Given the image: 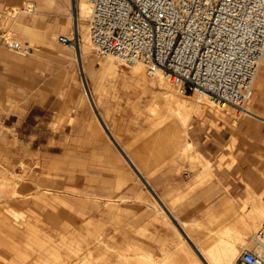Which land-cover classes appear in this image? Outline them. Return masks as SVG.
Masks as SVG:
<instances>
[{"label":"rangeland","instance_id":"rangeland-1","mask_svg":"<svg viewBox=\"0 0 264 264\" xmlns=\"http://www.w3.org/2000/svg\"><path fill=\"white\" fill-rule=\"evenodd\" d=\"M3 1L13 11L0 9V222L7 217L23 233L0 225V264L54 263L34 242V233L25 231L27 223L55 241L45 246L60 254L57 264H182L183 256L176 250L181 229L172 225V216L182 220L197 247L210 249L233 241L228 232L215 234L228 220L210 217L228 199L239 210L248 196H264V89L253 99L252 84L248 113L233 106L220 108L207 98L188 99L199 102L201 110L182 111L185 141L194 146L183 150L179 141L176 149L175 140L183 133L173 111L161 121L166 105L154 75L144 67V80L137 85L130 78L131 66L112 56L94 55L88 15L78 22L79 37L87 44L78 62L76 50L56 41L58 35L71 36L72 7L66 33L49 30L44 39L12 23L30 4L43 11L34 18L46 24L65 21L55 16V7L40 9L39 0ZM20 14L33 25V12ZM12 41L29 45V53L12 51L6 45ZM10 57L23 63L11 62ZM109 60L116 62L115 71L102 68ZM84 65L90 67L85 74L80 72ZM169 93L174 99L194 94L181 95L174 85ZM103 123L119 145L134 154L148 183L132 172ZM196 154L209 165L204 168ZM205 172L212 176L206 178ZM263 220L242 230L246 242H234L239 246L237 257L252 248V236ZM210 234L217 239L213 245ZM179 246L188 250L191 264H201L192 243Z\"/></svg>","mask_w":264,"mask_h":264},{"label":"built area","instance_id":"built-area-1","mask_svg":"<svg viewBox=\"0 0 264 264\" xmlns=\"http://www.w3.org/2000/svg\"><path fill=\"white\" fill-rule=\"evenodd\" d=\"M90 5L94 55L160 70L182 94L204 91L235 108L249 100L264 55V0H91ZM56 41L78 44L73 35H58ZM6 45L22 55L30 51L19 42ZM236 264H264V222Z\"/></svg>","mask_w":264,"mask_h":264},{"label":"crops","instance_id":"crops-1","mask_svg":"<svg viewBox=\"0 0 264 264\" xmlns=\"http://www.w3.org/2000/svg\"><path fill=\"white\" fill-rule=\"evenodd\" d=\"M12 1L10 0V3ZM39 8H44L46 6H53L55 7V16H60L65 18V21H59V22H54L49 24H46L47 22L45 21V19L43 18H34V14H38V13H43V11L37 10V8L32 9L31 12H33V25L29 24V21L26 17H24L23 15L20 14L21 13H27V9L24 11H19V13H17V17L15 18V20L13 21L12 25L13 27H15L16 29L22 31L23 33H26L30 36L33 37H41L44 39H47V31L51 30V31H62L64 33H66L67 29H68V25L71 23L72 24V18L69 17V11H71V7L72 10L75 11V14L72 15L74 18V25L77 27V30L79 28V21H84L85 19L80 18L79 16V9H78V3L79 0H39ZM30 4V3H28ZM30 6H32L30 4ZM27 8V7H25ZM0 9H4L5 11H13L9 10L7 5L5 6V3L3 0H0ZM87 46L86 43L80 42L78 49L76 50V59L77 61H82V52L81 50L83 48H85ZM69 48V47H67ZM10 61L11 62H15L18 64H22L23 63V59L17 58V57H10ZM115 61L109 60L105 63L102 64V68L106 69V68H110L111 70L115 71ZM90 71V67L89 66H81L80 67V72L85 74L87 72ZM152 76V75H151ZM153 77V76H152ZM130 78L138 85L139 82L144 80V70L143 72H138V70H135L133 67H131L130 70ZM258 82H259V87L256 91V96L255 99L259 97V94H262V91L264 89V69H262V71L260 72V77L258 78ZM153 83L158 87V89L161 90V99L162 101L165 102V109H164V114H162L161 117V121H163L166 117H168L170 114L168 113L169 108L168 105L165 101V99L167 98L168 95H170L169 91L161 86L158 85V83L154 80L153 78ZM87 91V90H86ZM90 104L96 108V104L95 101H93L92 99H90ZM151 106L154 105V103L150 104ZM150 110L154 111V108H151ZM192 112V111H191ZM255 114L257 115L256 111H254ZM97 115L102 119L101 114L99 113V111H97ZM258 116V115H257ZM259 117V116H258ZM261 118V117H260ZM64 118L63 116H61L59 118V122L60 124H64L62 122ZM264 120V118H262ZM176 120H177V126L179 125V129L182 128V126L179 123L178 117L176 116ZM103 129L110 134V140H112V142L114 144H116L119 148L120 151V155L123 158V160L130 166V169L132 170V172L136 173L138 175V177L144 181L145 183H148L147 179V174L142 172V167L141 165H139L137 163V160L135 157H133L132 155H134L132 152H129L126 148L122 147L121 145H119V141L117 139V137L115 135L112 134L111 129H109V127L103 123ZM185 126V125H184ZM184 128V127H183ZM186 128V126H185ZM178 139V138H177ZM175 140V148L177 149V144L179 142L178 140ZM184 144V143H183ZM183 150H185V145L183 146ZM132 154V155H131ZM197 157L199 159H201L203 161V167L205 168L206 166L209 165V162L205 159H203L199 154H196ZM203 170V168H202ZM206 174V178H210L209 174L207 172H205ZM201 175V174H200ZM200 175H197V178L200 180L201 177ZM198 181V180H197ZM152 193L153 189L151 188ZM156 200L160 203V206L162 207V209L164 211H166V213H169V210L167 209V207L165 206V204L163 203V201L161 200V198L159 196L156 195ZM242 209H244V213H245V217L247 218L248 223L253 226L255 224H257L260 221V217L255 214V212H253V209L257 210L260 212L261 215H264V196L258 195L256 197H251L248 196L246 199H244L240 205V209H235V207L233 206V203L231 202V199L226 200L225 202L222 203L220 209L218 210V212L216 214H213L210 219H220L222 218L224 221H227L226 223H224L222 225V229L215 232V234H225V233H230L233 234V238H238V237H242V229H241V225H240V218L243 215V211ZM171 216V215H170ZM173 219V216H172ZM182 221V220H181ZM0 225L2 227H8L10 230V232H15V234H19V233H23L21 232V230H18L19 227H14L9 220L6 218H3L0 222ZM176 229H178V226L175 225V222L172 224ZM26 229V232L29 231V233H34V238H35V243L38 244V246L40 248H43V250H45V253L47 255L48 258H50L52 260V264H57L60 263L61 261V257L60 254L57 252V250H55V248H53V246H51L50 248H47L45 246V244H50L53 245L54 244V240L50 239V238H43L44 236H42L44 233L42 232V230H34L33 226H29V224H24L23 225ZM25 232V233H26ZM24 233V234H25ZM180 233H182V230H177V244H176V250L179 254H181L183 256V262L182 264H191L192 263V259L189 258V254H188V250L184 247L178 248L180 247V243H179V236ZM29 237V235H27ZM217 241V239H215L214 237L211 236V234L209 235L208 238V242L213 245L215 244V242ZM61 244H65L64 240L59 241ZM192 250L195 249L194 245L192 244ZM180 250V251H179ZM77 251L76 250L72 253V256H76L77 255ZM71 257V256H70ZM165 257V255H164ZM163 257V259H164ZM167 260V259H165Z\"/></svg>","mask_w":264,"mask_h":264},{"label":"bare ground","instance_id":"bare-ground-1","mask_svg":"<svg viewBox=\"0 0 264 264\" xmlns=\"http://www.w3.org/2000/svg\"><path fill=\"white\" fill-rule=\"evenodd\" d=\"M89 3H90V0H79L78 9H79L80 18L86 19L87 15L89 16V12H90ZM71 30H72L71 36H67V35H64V36H66L67 38H71L72 35H75V34L78 35V44L77 45H63V46L77 50L80 42L85 43V38L79 37V35L81 33L79 34V31L77 30V27L75 25L73 26V28ZM88 37H89V35H88ZM56 40H57V38H56ZM112 57L110 56L109 58H112ZM113 58L120 62V60L118 58H116V57H113ZM261 63H260L261 67L259 66L260 69L258 68L257 73H256L254 80H253V92H254L253 99H255V96H256L255 93L259 87L258 78L260 77V72L262 71V69H264V55H263V58L261 60ZM130 66L133 67L135 70H138V72H143L144 67H146L142 63H135V64H132ZM146 71L149 75H152V76L154 75L153 78L158 83L159 86H161V87L164 86L165 89H167L169 91L171 86L173 87V85H174L179 94L186 95V94H182L179 91L178 84H175L174 81L167 74H164L160 70H155L154 72H148L147 68H146ZM193 93H194L193 97L188 96L187 99H181V98L174 99V95H171V94L168 95L167 98L165 99L169 110L174 112L173 113L174 116L178 117L179 123L182 126L180 131L183 133V135L181 134L182 136L180 135V137L178 135V139L180 142L184 143L186 149H192L194 145L192 143L185 141L186 128L184 125L186 123V117H185V115L182 114V111L191 112V111L198 110L197 113L201 111L200 109H198L199 102H191L188 99L194 98V100H197L199 98H207V100L210 103H213V104L218 103L220 108H225V107L233 108V107H231L228 104H225L223 102H216L214 99H212L209 96V94L205 93L204 91H195ZM190 96H192V95H190ZM251 99H252V92H251V96H250L248 102H250ZM246 103L244 104L241 111H245L248 113L249 111L245 107ZM65 120L66 119H63L62 122L63 123L66 122ZM211 176H212V174H209V177H211ZM242 211H243V215L240 218L241 229L242 230H248L252 227H255L257 224L251 226L248 223L247 218L245 217L244 209H242ZM253 212H255V214H257L260 218L264 217V215H261L260 212L255 210V209H253ZM173 220H174L175 224L182 230V233H180V236L182 237V239L179 238V243H182L183 241H185V242L188 241L194 245L193 239L191 238L189 233L187 231H185L187 229H183L184 223L178 218L173 217ZM263 222H264V220L262 222H260L259 227L261 226V224ZM235 241L243 242L245 240L242 237H238V238H235L233 241L228 240V241L220 242L219 244L213 245L210 249H202L201 247H197L194 245L196 252L194 250H193V252L196 254V256L200 260L201 264H236L235 260L237 258L239 246L234 243Z\"/></svg>","mask_w":264,"mask_h":264}]
</instances>
